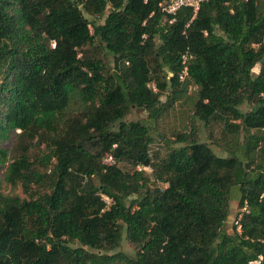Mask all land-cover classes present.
Instances as JSON below:
<instances>
[{
  "label": "trees",
  "instance_id": "obj_1",
  "mask_svg": "<svg viewBox=\"0 0 264 264\" xmlns=\"http://www.w3.org/2000/svg\"><path fill=\"white\" fill-rule=\"evenodd\" d=\"M166 1L0 0V264H264V0Z\"/></svg>",
  "mask_w": 264,
  "mask_h": 264
},
{
  "label": "rangeland",
  "instance_id": "obj_2",
  "mask_svg": "<svg viewBox=\"0 0 264 264\" xmlns=\"http://www.w3.org/2000/svg\"><path fill=\"white\" fill-rule=\"evenodd\" d=\"M106 14L107 12H105L103 18L99 20V23L103 22V19ZM90 31L92 32V28H90ZM108 61L110 64H112L110 57L108 58ZM256 70H258V66H256ZM195 90L196 89L194 86L189 85L186 93L182 97H180V99L173 104L171 109H168L159 119L157 131L159 133H163L167 141L172 142L176 138L177 134L180 133L187 134L189 132L191 128V124H190L191 122L189 123V119L191 117ZM160 100L164 102L165 98H161ZM247 109L248 108H246V106L241 107V110L243 111ZM145 119H146V113L138 109H133L131 114L125 118V120L128 122L144 121ZM196 127L199 130V139L201 142H204L207 145H209L215 155L221 157H228V153L223 149L219 148L215 143L220 137V133H219L220 126L218 124L212 123L208 128H205L203 127L202 124L197 122ZM158 136L160 139H163L161 134H158ZM2 173L3 170L0 169V177ZM3 191L5 194H17L20 195L21 197H24L20 188L16 190H11L10 187L5 186ZM237 212H238L237 202L233 201L230 204V214L224 227L226 232L228 233L232 232V228L237 221L238 218V215L236 216ZM124 238L125 236H123L121 247L115 252L121 251L127 254H133L134 252L133 247Z\"/></svg>",
  "mask_w": 264,
  "mask_h": 264
},
{
  "label": "built area",
  "instance_id": "obj_3",
  "mask_svg": "<svg viewBox=\"0 0 264 264\" xmlns=\"http://www.w3.org/2000/svg\"><path fill=\"white\" fill-rule=\"evenodd\" d=\"M147 0H144L146 2ZM204 1V0H167L164 4H162L161 10L165 12L166 14L174 15L178 10H180L183 7L186 8H191L194 15L197 13L199 10V4ZM255 48L257 47L256 45L254 46ZM190 59L189 52L187 51L184 53L181 57L182 64L184 67L182 68L181 72L178 75V78L180 81H184L188 77V68L186 66V62ZM103 163H112V159L110 156H105L103 158ZM138 170H141V168H138ZM143 170L148 171L149 168L144 167ZM101 199L106 203L107 207H109L112 203V200L109 199L105 195H101ZM245 211V208L242 209V212ZM240 219H241V214L238 216L237 221L235 223L236 231L240 233ZM263 262V257L262 255L257 256L256 259L251 260L248 262V264H262Z\"/></svg>",
  "mask_w": 264,
  "mask_h": 264
}]
</instances>
